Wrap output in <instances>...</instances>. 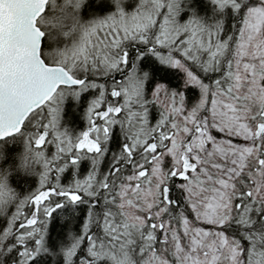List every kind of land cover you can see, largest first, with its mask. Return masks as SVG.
<instances>
[{
	"label": "snow or ice",
	"instance_id": "6c2138e0",
	"mask_svg": "<svg viewBox=\"0 0 264 264\" xmlns=\"http://www.w3.org/2000/svg\"><path fill=\"white\" fill-rule=\"evenodd\" d=\"M0 264H264V0H0Z\"/></svg>",
	"mask_w": 264,
	"mask_h": 264
},
{
	"label": "trees",
	"instance_id": "16d2710c",
	"mask_svg": "<svg viewBox=\"0 0 264 264\" xmlns=\"http://www.w3.org/2000/svg\"><path fill=\"white\" fill-rule=\"evenodd\" d=\"M70 111H72L74 114V119L71 121V123L76 124L77 127H81L82 123H83L82 118H81L82 108L79 110H75V109H72L70 106ZM23 183H24V181H21L22 185H23Z\"/></svg>",
	"mask_w": 264,
	"mask_h": 264
}]
</instances>
